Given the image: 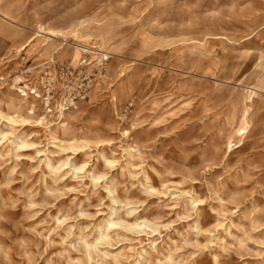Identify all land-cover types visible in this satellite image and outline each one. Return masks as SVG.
<instances>
[{
  "label": "rangeland",
  "instance_id": "obj_1",
  "mask_svg": "<svg viewBox=\"0 0 264 264\" xmlns=\"http://www.w3.org/2000/svg\"><path fill=\"white\" fill-rule=\"evenodd\" d=\"M0 264H264V0H0Z\"/></svg>",
  "mask_w": 264,
  "mask_h": 264
},
{
  "label": "built area",
  "instance_id": "obj_2",
  "mask_svg": "<svg viewBox=\"0 0 264 264\" xmlns=\"http://www.w3.org/2000/svg\"><path fill=\"white\" fill-rule=\"evenodd\" d=\"M84 51L77 64L55 65L45 63L38 74L30 73L27 84L19 92L24 97L38 96L47 117L60 118L77 110L86 102L91 91L106 85L107 67L111 56ZM94 57V58H93Z\"/></svg>",
  "mask_w": 264,
  "mask_h": 264
}]
</instances>
